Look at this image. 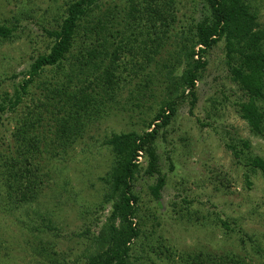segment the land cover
<instances>
[{
    "label": "rangeland",
    "instance_id": "1",
    "mask_svg": "<svg viewBox=\"0 0 264 264\" xmlns=\"http://www.w3.org/2000/svg\"><path fill=\"white\" fill-rule=\"evenodd\" d=\"M69 1L0 0V26L12 30L0 37V107H5L0 111V264H86L100 251L105 237L117 235L114 230L122 222L113 211L123 192L116 183L122 159L111 142L117 136L146 131L160 105L181 93L175 84L186 67L178 64L179 59L173 62L183 46L182 32H191L209 17L204 0H175L170 30L155 35L147 27L149 22L143 25L135 33L136 60L151 53L152 40L161 36L164 50L152 56L160 62L175 56L174 82L150 76L142 77L143 83L124 82L114 101L99 99L101 116L77 137L59 138L50 125L45 126L39 137L42 146L33 157L37 169L32 181L37 187L34 195L27 190L24 197L20 183L5 180L6 161L20 159L14 130L34 114L52 116L46 99L52 87L73 89L79 77L93 78L90 72L82 74L84 66L72 59L63 70L47 68L21 100L17 96L30 78L31 66L50 51L54 38L47 31L57 27ZM247 2L264 29V0ZM205 59L208 66L196 84L195 107L192 97L185 96L171 124L159 130L155 145L160 174L146 175L148 159L138 158L140 171L132 187L138 198L133 223L140 236L128 244L126 264H192L199 253L206 258L240 253L246 262H260L249 240L254 238L264 247V175L248 165V158L264 160V138L252 132L240 113L246 96L230 77L225 38ZM154 67L153 63L146 73ZM140 87L151 96L147 103H138L141 108L130 95V90L139 94ZM258 106L264 111V100ZM160 175L165 187L156 198L151 188ZM221 220L229 221L235 231L223 228ZM166 248L172 253L170 259Z\"/></svg>",
    "mask_w": 264,
    "mask_h": 264
},
{
    "label": "trees",
    "instance_id": "2",
    "mask_svg": "<svg viewBox=\"0 0 264 264\" xmlns=\"http://www.w3.org/2000/svg\"><path fill=\"white\" fill-rule=\"evenodd\" d=\"M115 1L70 0L61 21L56 20L57 27L47 31L54 38V43L50 51L39 56L31 66L29 80L17 91L19 100L23 94L28 93V87L47 68L63 70L64 65L69 60L72 62V59L84 66L82 71L80 69L82 74L90 72L93 78L87 77L84 81L79 77L78 81L76 80L77 88L73 89L68 85H62L61 89L52 87L46 95L47 106L52 116L45 113L34 114L18 125L13 137L17 143L19 142L20 159L14 162L6 161L5 164L7 173L5 180L20 183L18 185L25 189L22 190L24 197L27 190L33 194L37 187L32 181L37 169L33 164V157L42 146L39 137L44 134L45 126L50 125L52 132L59 138L77 137L89 122L101 116L100 98L114 101L120 86L126 85L125 83L132 79L143 83L142 77L150 76L172 83L175 79L173 63L179 59L178 64L185 65V72L175 84L181 93L160 105L155 116L147 123L146 131L141 134L132 132L117 136L111 142L122 159L121 172L116 183L117 187H122L123 192L120 202L115 204L113 211L114 218L121 219L122 225L114 230L116 236L110 238L109 235L104 238L100 251L91 256L86 264H126L128 244L140 236V230L133 223L136 213L133 204L137 203L138 198L133 194L132 187L134 176L140 171L138 158L144 155L148 159L146 175L152 177L160 174L159 155L155 145L159 130L171 124L176 115L177 104L183 101L185 96L192 97L191 105L192 108L195 107L196 84L202 79V73L208 66L205 57L223 38L226 40L230 77L246 96L240 103V113L248 121L252 132L264 138V111L258 106L259 102L264 100V29L256 22L257 16L250 11L251 7L247 0H204L209 17L195 24L191 32H182L183 46L180 47L181 51L176 55L177 59L174 62L173 55L171 58L167 57L164 62L152 56L161 55L164 50L165 44L163 42L161 44V36L152 40L153 50L151 53L148 51L142 54V61L136 60L139 57L134 45L138 42L135 33L148 22L150 26L147 27H150L155 35H163L170 30L169 23L172 22L170 8L174 6L175 0H121L122 4ZM11 32V29L0 26V37H7ZM80 37L83 39L79 43ZM187 41L190 42L186 44ZM153 63L155 64L151 69L153 71L146 73L145 70ZM143 89L144 87L138 89L139 94L130 90L135 106L139 108L140 101L147 103L151 98ZM186 90H189L188 95H184ZM44 106L46 109V105ZM3 108L5 107H0V111H3ZM148 109L152 111V106ZM231 149L237 153L235 147L232 146ZM8 159H11V155ZM248 165L252 169H260L264 175L262 158H248ZM164 187L165 179L160 175L158 182L151 188L152 194L159 198ZM220 223L227 231H235L229 221L221 220ZM253 239L250 237L249 242L261 257L258 263L246 262L245 256L240 253H222L207 258L203 253L202 255L199 253L195 255L192 264H264V247ZM166 251L167 258L170 259L172 253L169 248H166Z\"/></svg>",
    "mask_w": 264,
    "mask_h": 264
}]
</instances>
